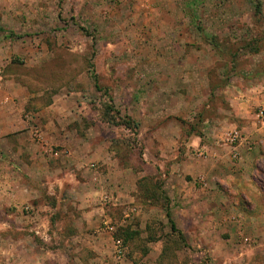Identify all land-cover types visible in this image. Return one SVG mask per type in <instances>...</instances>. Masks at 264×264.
Listing matches in <instances>:
<instances>
[{"label": "rangeland", "instance_id": "374dc122", "mask_svg": "<svg viewBox=\"0 0 264 264\" xmlns=\"http://www.w3.org/2000/svg\"><path fill=\"white\" fill-rule=\"evenodd\" d=\"M0 83V264H264V0H0Z\"/></svg>", "mask_w": 264, "mask_h": 264}, {"label": "crops", "instance_id": "0c3cea01", "mask_svg": "<svg viewBox=\"0 0 264 264\" xmlns=\"http://www.w3.org/2000/svg\"><path fill=\"white\" fill-rule=\"evenodd\" d=\"M0 91L3 94V96L0 98V140H6L8 139V135L15 134V137H18V139L15 140V143L10 144V146L8 145L10 152L20 155L22 153H25V155H27L28 153H32L30 146H27L25 144L27 143L28 145H32V143L29 141L30 138L32 139V136L30 137L29 133L27 134V132H25L24 130L27 127H30L29 122L25 119L24 106L26 105V99H19L18 96L20 95V90H13L9 92L3 83H0ZM260 104L264 105V93H260V96L254 102V105ZM260 122L263 126L260 128L258 134H254L256 138L264 140V136H259L261 132H264V120ZM49 127L50 126L46 127L45 133L47 132ZM46 134L48 135L49 133ZM104 169L106 171L107 169H110V166H105ZM99 193L100 195H102L101 191H99ZM100 197L93 198L94 201L91 207H93V209L97 210V212L100 213V217L97 219L95 228L97 229V231H102L105 233L106 226H103V228L101 227L110 216H108V213L106 212V204L100 200ZM98 203L100 205H98ZM103 218L105 221L102 223Z\"/></svg>", "mask_w": 264, "mask_h": 264}, {"label": "built area", "instance_id": "2783aa9c", "mask_svg": "<svg viewBox=\"0 0 264 264\" xmlns=\"http://www.w3.org/2000/svg\"><path fill=\"white\" fill-rule=\"evenodd\" d=\"M259 116H260V118H261L262 120H264V110H262V111L260 112V115H259ZM105 224H106V227H107V229H108L109 231L114 232L115 227L111 224V222H106ZM115 245H116V248H117V251H116L117 256H119V257L121 258L122 255H123V251H124V248H123V245H122L121 240L117 239V240L115 241Z\"/></svg>", "mask_w": 264, "mask_h": 264}, {"label": "trees", "instance_id": "16d2710c", "mask_svg": "<svg viewBox=\"0 0 264 264\" xmlns=\"http://www.w3.org/2000/svg\"><path fill=\"white\" fill-rule=\"evenodd\" d=\"M91 67H92V77H93V79L95 80V85H96V88L97 89H101L100 88V85H99V79H98V74H97V72H96V69H95V66H94V64H91Z\"/></svg>", "mask_w": 264, "mask_h": 264}]
</instances>
